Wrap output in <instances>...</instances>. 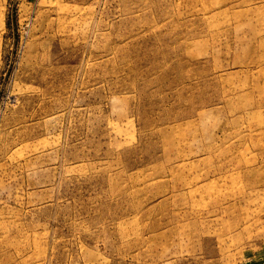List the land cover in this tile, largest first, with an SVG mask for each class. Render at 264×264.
<instances>
[{"label":"rangeland","instance_id":"rangeland-1","mask_svg":"<svg viewBox=\"0 0 264 264\" xmlns=\"http://www.w3.org/2000/svg\"><path fill=\"white\" fill-rule=\"evenodd\" d=\"M0 264H264V0H0Z\"/></svg>","mask_w":264,"mask_h":264}]
</instances>
